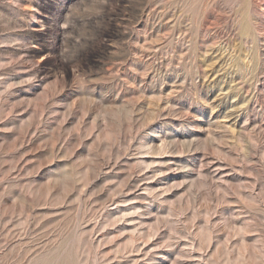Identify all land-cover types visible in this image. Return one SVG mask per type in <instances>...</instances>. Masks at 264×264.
Returning a JSON list of instances; mask_svg holds the SVG:
<instances>
[{
	"label": "rangeland",
	"instance_id": "1",
	"mask_svg": "<svg viewBox=\"0 0 264 264\" xmlns=\"http://www.w3.org/2000/svg\"><path fill=\"white\" fill-rule=\"evenodd\" d=\"M0 264H264V0H0Z\"/></svg>",
	"mask_w": 264,
	"mask_h": 264
}]
</instances>
